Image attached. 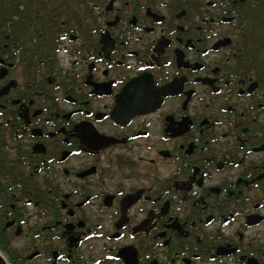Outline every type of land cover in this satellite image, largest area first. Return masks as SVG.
I'll return each mask as SVG.
<instances>
[{
	"label": "flooded vegetation",
	"instance_id": "flooded-vegetation-1",
	"mask_svg": "<svg viewBox=\"0 0 264 264\" xmlns=\"http://www.w3.org/2000/svg\"><path fill=\"white\" fill-rule=\"evenodd\" d=\"M110 1L0 23L2 254L264 264L263 53L228 0Z\"/></svg>",
	"mask_w": 264,
	"mask_h": 264
},
{
	"label": "trees",
	"instance_id": "trees-1",
	"mask_svg": "<svg viewBox=\"0 0 264 264\" xmlns=\"http://www.w3.org/2000/svg\"><path fill=\"white\" fill-rule=\"evenodd\" d=\"M108 0H0V23H11L13 28L16 26L15 20L19 18V25L24 28L30 27V22L38 21L43 36L45 35L46 21L49 19L51 25H55V16H45L48 11L55 12L62 8L71 9L77 4H82L85 13L89 8L102 7ZM183 3L196 0H179ZM227 1V0H225ZM229 4L235 9L236 20L241 26L242 35L248 45V50L255 52L261 50L264 56V0H228ZM21 4L22 8H18ZM66 4V5H64ZM18 11L22 12L20 16ZM60 17V16H58ZM57 17V19H59ZM1 26V25H0ZM7 28V26H5ZM16 28V27H15ZM14 32V30H13ZM54 38L55 33L49 32ZM53 41V39H51ZM20 176L18 169L7 161L5 150L0 145V193L6 192L14 179ZM1 249V246H0Z\"/></svg>",
	"mask_w": 264,
	"mask_h": 264
},
{
	"label": "water",
	"instance_id": "water-1",
	"mask_svg": "<svg viewBox=\"0 0 264 264\" xmlns=\"http://www.w3.org/2000/svg\"><path fill=\"white\" fill-rule=\"evenodd\" d=\"M116 0H111L107 9H111L112 8V5L113 3L115 2ZM0 264H10L8 262V260L6 259V257L2 254V252L0 251Z\"/></svg>",
	"mask_w": 264,
	"mask_h": 264
}]
</instances>
